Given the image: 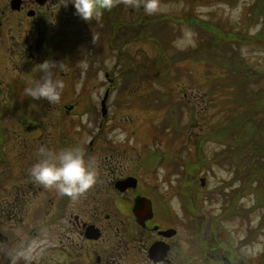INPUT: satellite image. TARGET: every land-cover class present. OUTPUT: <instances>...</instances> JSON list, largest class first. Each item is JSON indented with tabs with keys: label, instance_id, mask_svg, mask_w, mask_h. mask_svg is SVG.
Listing matches in <instances>:
<instances>
[{
	"label": "flooded vegetation",
	"instance_id": "1",
	"mask_svg": "<svg viewBox=\"0 0 264 264\" xmlns=\"http://www.w3.org/2000/svg\"><path fill=\"white\" fill-rule=\"evenodd\" d=\"M62 3L0 0V58L12 63L0 76V106L6 104L5 111L0 109V264H223V250L206 244L196 228L179 227L171 202L179 179L152 172L156 165L143 161L144 147H98L96 138L108 124L95 118L90 120L96 125L91 140L84 142L90 131L67 112L62 66L52 68L54 78L65 85L57 113L42 110L38 117L32 112L37 103L47 102L25 94L42 78L34 68L46 60L66 63L68 38H83L67 32L72 24L67 16L76 10ZM20 67L26 77L32 73L31 80L9 74ZM19 105L29 112L17 114ZM6 112L15 117L13 129L5 123ZM75 147L86 151L98 173L86 195L72 200L33 182L29 169L41 158V148L58 152ZM123 181L134 184L118 188Z\"/></svg>",
	"mask_w": 264,
	"mask_h": 264
},
{
	"label": "rangeland",
	"instance_id": "2",
	"mask_svg": "<svg viewBox=\"0 0 264 264\" xmlns=\"http://www.w3.org/2000/svg\"><path fill=\"white\" fill-rule=\"evenodd\" d=\"M193 3L191 5V0H160L162 10L149 16L144 13L141 7L135 6L134 0H118L117 5L109 12L111 18L115 17V36L118 30L122 31L124 28H130L131 30L132 28H139L138 31H141L144 29V21L147 18L162 14L164 19L171 18L170 27L174 33V38L170 42L171 52H191L190 50L194 51L198 48L200 39L199 33L187 23L186 19L195 18L199 22L201 20L202 22L209 21L210 24L214 23L215 26L221 24L224 30L238 35L239 40L243 38L242 44L238 45L241 48L240 53L251 70L258 73L255 78L256 81L249 83V88L264 89V41L261 42L258 38L260 37V26H248L247 22L248 9L254 3V0H239L236 5H229L221 0H194ZM70 8H74V6ZM69 9L67 10L70 11ZM74 12H71L72 15L67 16L69 23H72L67 32L79 33L83 38H68V53L65 55V57L67 56V62H59L60 64L58 63L57 66H62L66 74L65 81H67L69 92L68 102L66 103L67 112L82 119L83 129H89L90 131L84 137V142L88 143L91 140V133L96 129V125L91 124L90 120L96 118L97 115L101 119V101L106 91H109L105 116L108 125L107 128L104 127V132L96 138L98 147L112 145L116 148L125 146L130 149L137 147L138 150L144 147L146 153H144L143 161L156 165L153 167L152 172L156 173L157 171L158 177L180 180L185 178L180 174L181 165L183 164L180 158L182 160L185 155L191 154L192 160L197 159L198 151H200L197 149L198 146L193 144L183 145L180 139L176 141L172 136V132L169 131V127L165 128V136L160 134L158 127L164 123L165 108L159 110L153 107L145 108V104L143 105L142 96L148 94L147 88L150 86L157 87L152 82L150 84V81H155L157 75L159 76L162 72L161 69L163 70L164 65L160 63V47L150 38L142 39V37L135 36L130 39L131 36L129 35V38H127L129 41L125 42L120 48L118 43L122 44V41L118 39V36L111 43L110 39H112L114 31L111 33L108 30L107 12L104 13L99 24L95 21L84 23L80 21V18ZM79 23L82 24L77 27L76 25ZM246 39L253 40L246 42ZM257 40L260 41L256 43ZM233 46L236 47V44H233ZM122 53L130 55V69L132 68L131 70H134L135 73V79H131L126 90H124L126 86L124 84L126 83L123 81L119 70L122 68V62L119 60V56H123ZM194 59L190 57L179 61L171 68L170 72L178 78L174 86L177 90L173 92L177 94L178 99H182L179 105L181 102L184 104V107L181 105L183 109L179 125L180 127L183 125L188 126L185 128L184 134L197 136L200 140L203 131L210 132V128L223 118V111L220 110L223 106V100L220 101L219 96L215 94L219 98V102L215 104V107L212 106V101L214 103L215 100L212 98V86H210L212 83L209 80L213 76L216 78V76L222 75V70L219 66H211L210 60ZM7 65H12L10 58H0V76ZM23 70L25 69L20 67V69L10 70L13 72L9 74L15 79L25 78L28 81L31 80L32 73H29V76L26 77L27 73ZM38 71L36 70L35 75L42 77L43 73H38ZM110 71L113 75V84L107 80L106 73ZM133 81L141 83L138 86ZM0 96L3 97L2 94ZM37 104L32 112L38 117H41L40 114L43 112L57 113L60 105H50L47 102L41 105ZM17 108L19 109L16 112L17 114L29 112L27 108L22 110L25 108L23 106L19 105ZM29 108L31 109V107ZM193 108L197 110V113L200 108L206 110L198 116L194 111L192 112ZM0 109L5 111L6 104L0 106ZM11 113L6 112L7 116L4 118L9 129L13 127L11 125L15 118ZM190 113L196 118V124L191 125ZM221 148H223L221 143L210 139L205 141L200 149L202 155L208 161H212ZM94 154L96 157L99 155V153ZM129 155L134 156L135 153L132 152ZM236 168L232 158L228 161L224 160L218 166L214 164L209 167H201L197 175V181L203 178L205 187H200L198 182V199H196L197 202L194 201L198 206L185 211L183 202L180 199L181 190H178V195L171 199L172 208L174 214L179 218L180 228H184L183 226L196 228L191 222L193 216H197V213L204 215L206 221H218L222 227L221 233L217 234L221 238L223 237V264H264V259L261 257L264 252V229L256 239H252L247 245L238 248L240 241L248 236V228H254L261 222L263 211L257 209L255 212H250L245 219L250 221L249 224L246 221L243 223V217L240 218L239 215L227 219L221 218L223 209L228 202L222 200L223 197L218 195L216 188L229 182L234 175L233 170ZM236 186H238V183H234L232 187ZM210 194H214L212 201L205 197ZM254 199L253 195L247 196L239 201V206L242 205V207L249 209L253 206ZM196 208L199 209L198 212L196 211L197 213L195 212ZM188 244L191 250L196 247L191 238Z\"/></svg>",
	"mask_w": 264,
	"mask_h": 264
},
{
	"label": "trees",
	"instance_id": "3",
	"mask_svg": "<svg viewBox=\"0 0 264 264\" xmlns=\"http://www.w3.org/2000/svg\"><path fill=\"white\" fill-rule=\"evenodd\" d=\"M193 1L191 0V5L194 4ZM221 1H225L229 5H236L239 0ZM186 21L199 33L200 39L198 48L194 51L190 50L191 52H171L170 42L174 38L173 30L170 27L171 18L167 17L164 19L162 14L147 18L144 21V29L141 31H138L139 28H132V30L124 28L122 31L118 30L115 36V17L111 18L108 13V30L111 33L114 31L113 37L110 39L111 43L117 36L122 41V44L118 43L120 48L125 42L129 41L127 39L129 35L131 36L130 39L135 36L138 38L142 37V39L150 38L160 47V63L164 65L163 70L161 69L162 72L159 76L157 75L155 81H150V84L152 82L157 87L150 86L147 88L148 94L142 96L143 105L145 104V108L153 107L159 110L165 108L164 123L158 127L160 134L165 136V128L169 127V131L172 132V136L176 141L180 139L183 145L193 144L198 146L197 149L200 150L198 151V158L195 160H192L191 154L185 155L182 160L180 158L183 164L181 165V172H179L181 176L185 177L180 180V199L183 202V209L186 211L198 206L194 201L197 202L196 199H198L197 186L199 181H197V175L201 167H209L214 164L218 166L224 160L228 161V159L232 158L233 163L237 167L233 170L232 179L216 188L218 195L223 197L222 200L228 202L223 209L221 218L227 219L231 216L239 215L240 218L243 217V223L246 221L249 224L250 221L245 219L250 212L261 209L264 215V89L249 88V83L256 81L255 78L258 73L255 70H251L240 53L241 48L238 45L242 44L243 38L239 40L238 35L224 30L221 24L215 26L214 23L210 24L209 21L202 22V20L199 22L195 18L186 19ZM247 22L248 26H260V37L258 38L263 42L264 0H254V3L250 5ZM244 35L246 36L247 34ZM252 40L246 39V42H251ZM260 40H257L256 43ZM233 44H236V47ZM122 54L123 56H119V60L122 62V68L119 70L123 81L126 83L124 84L126 85L124 90H126L131 79H135V73L134 70H131L132 68L130 69V55H127V53ZM190 57L210 60L211 66H219L222 70V75L216 76V78L213 76L209 80L212 83L210 85L212 86V98L215 100L214 103L212 101V106L215 107V104L219 102V98L220 101L223 100V106L220 108L223 111V118L210 128V132L206 133L203 131L200 140L197 136L184 134L185 128L188 126L183 125L180 127L179 125L183 109L181 105L184 107V104L181 102L179 105L182 99H178L177 94L173 92L177 90L174 86L178 78L170 72L176 63ZM195 108H193L192 112L194 111L198 116L206 110L200 108L197 113ZM189 120L191 125L196 124V118H194L192 113H190ZM210 139L216 140L223 146L213 157L212 161H208L202 155V150L200 149L202 144ZM178 163L180 164V162ZM234 183H238V186L232 187ZM251 195L255 197L253 206L249 209L242 207V205L240 207L239 201ZM207 197L209 201H212L214 194H210ZM196 211L198 212L199 209L196 208ZM263 215L261 216V222L256 227L248 228L249 234L240 241L238 248L247 245L249 241L258 237V234L264 229ZM197 216H193L191 224L196 227L199 235H203L202 237L206 238V244L219 251L221 240H219L220 236L217 233H221V225L218 221H206L204 215L197 213ZM261 257L264 258V252Z\"/></svg>",
	"mask_w": 264,
	"mask_h": 264
},
{
	"label": "clouds",
	"instance_id": "4",
	"mask_svg": "<svg viewBox=\"0 0 264 264\" xmlns=\"http://www.w3.org/2000/svg\"><path fill=\"white\" fill-rule=\"evenodd\" d=\"M69 3L74 6L75 15L80 19L99 24L104 13L110 12L118 0H63L62 6L67 7ZM134 3L149 16L162 10L160 0H134ZM59 64L46 60L37 65L34 69H39L43 76L25 89L26 96L33 101L58 105L65 85L54 78L52 68ZM40 156L39 161L29 169V175L35 184L45 189L55 190L61 196L76 200L86 195L98 182L93 162L86 160L84 151L79 147L58 152L41 148Z\"/></svg>",
	"mask_w": 264,
	"mask_h": 264
},
{
	"label": "water",
	"instance_id": "5",
	"mask_svg": "<svg viewBox=\"0 0 264 264\" xmlns=\"http://www.w3.org/2000/svg\"><path fill=\"white\" fill-rule=\"evenodd\" d=\"M103 102V107H104V105H105V101H102ZM204 182V181H203ZM134 184V183H133ZM133 184H131V183H129L128 181H123V182H119L118 184H117V186L119 187V188H121V189H124V188H126V187H129V186H131V185H133Z\"/></svg>",
	"mask_w": 264,
	"mask_h": 264
}]
</instances>
